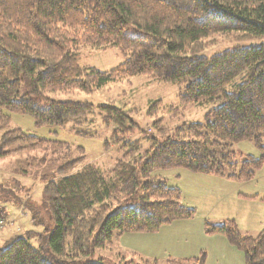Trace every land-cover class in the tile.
I'll list each match as a JSON object with an SVG mask.
<instances>
[{
  "label": "trees",
  "instance_id": "16d2710c",
  "mask_svg": "<svg viewBox=\"0 0 264 264\" xmlns=\"http://www.w3.org/2000/svg\"><path fill=\"white\" fill-rule=\"evenodd\" d=\"M215 34L263 38L264 0H0V130L10 127L8 112L32 117L36 127L94 137V107L49 94L94 92L137 75L184 86V105L219 101L203 124L177 127L144 150L125 141L112 169L71 160L63 141L6 130L0 159L40 152L56 165L43 177L38 247L29 243L34 233H27L0 249V264H158L123 255L113 263L96 251L110 249L114 236L153 234L194 217L159 172L182 168L221 177L227 167L228 179L254 178L264 165V43L200 56L210 43L205 38ZM84 47L118 49L125 60L108 72L83 66ZM98 113L118 133L133 130L126 126L135 125L130 112L99 106ZM241 141L253 142L260 155L234 174L230 147ZM204 228L242 252L243 264H264V229L253 238L233 220ZM194 260L203 264L204 254Z\"/></svg>",
  "mask_w": 264,
  "mask_h": 264
},
{
  "label": "rangeland",
  "instance_id": "374dc122",
  "mask_svg": "<svg viewBox=\"0 0 264 264\" xmlns=\"http://www.w3.org/2000/svg\"><path fill=\"white\" fill-rule=\"evenodd\" d=\"M205 41L210 43L200 56L212 57L227 50L260 45L264 43V37L237 39L234 36L215 34L205 38ZM124 60L125 57L118 49L106 51L90 47L81 49V64L102 72L115 69ZM183 93L182 85L170 84L142 75L132 76L108 83L94 92L74 91L67 94H49V97L56 101L79 102L94 107L96 121L90 127L96 135L94 137L76 135L68 128L36 127L32 117L8 112L5 114L10 116L11 121L10 127L6 130L19 128L28 135L63 141L70 147L71 160L81 158L80 165L95 163L103 169H112L115 162L121 160L126 151V148L122 147L125 141H137L140 150H144L150 146L153 138L160 139L162 134L165 136L177 127L203 124L209 112L219 104V101H212L198 105H184L181 101ZM99 106H113L130 112L131 120L135 125L131 126L127 123L126 126L133 127V130L122 134L116 131L115 124L110 121L105 124L104 118L98 113ZM6 130H0V136ZM262 141L264 146V135ZM230 151L234 154V163H236L234 174L238 173L241 163L248 157L257 158L260 155L259 149L251 141L234 143ZM44 156L46 161L41 163L40 159ZM55 165L48 160L47 153L40 152L33 154L30 158L0 159V219H2L0 249L7 247L17 238H26L27 233H34L29 243L33 247H38L37 236L44 230L39 223L45 210V199L41 190L43 177L51 173ZM224 173L226 176L220 177L192 173L182 168L159 172L166 179L168 188L179 189L183 205L195 211L192 219L182 221L193 222L197 219L196 222H203V236L195 242V251L190 253L189 257L181 259L171 256L164 258L146 256L139 249L136 251L131 249L129 243L123 239L136 234H125L118 239L114 236L110 249L97 250L96 256L113 263L116 262V255H123L126 259L134 258L137 261L139 258L156 260L158 264H196L194 259H199L203 253V264H226L225 259L220 257L224 255L221 250L213 251L212 257L207 253L209 238L214 235H207L204 225L206 223L221 225L233 220L242 235L255 238L264 229V225L259 229L261 222L264 221V165L248 182L228 179L227 176L232 173L227 167L224 168ZM251 224H255L257 229L250 228ZM167 226L162 227L157 233ZM153 234L138 235L153 237L150 236ZM179 240L184 242L187 238H179ZM215 244H213L214 247ZM171 247L172 243L168 242L166 249L170 250ZM185 260H192V262Z\"/></svg>",
  "mask_w": 264,
  "mask_h": 264
},
{
  "label": "crops",
  "instance_id": "0c3cea01",
  "mask_svg": "<svg viewBox=\"0 0 264 264\" xmlns=\"http://www.w3.org/2000/svg\"><path fill=\"white\" fill-rule=\"evenodd\" d=\"M196 220L193 222H183L182 220L176 221L172 225H169L161 230L160 233L150 235L153 237L136 234L132 237L123 239L129 243L131 249L135 251L136 249H139L140 251H142V254L149 257L164 258L171 256L185 259V257H189L190 253H193L195 251V242L203 236V222H196ZM263 223L264 221L261 222L259 229H261L262 225H264ZM250 228L257 229V226H255V224H251ZM179 238H187V240H184V242H182L179 240ZM209 240L210 241L207 244L208 250L206 249V251L210 257H212L211 253H213V251L216 252V250H221L224 255H221L220 257H223L225 259L226 264L244 263V256L242 252L232 247L225 238L221 236H213L210 237ZM168 242L172 243V247L170 250L166 249ZM213 244H215V247L213 246ZM164 248L166 249L165 251L162 250ZM148 252H150L151 254Z\"/></svg>",
  "mask_w": 264,
  "mask_h": 264
},
{
  "label": "built area",
  "instance_id": "2783aa9c",
  "mask_svg": "<svg viewBox=\"0 0 264 264\" xmlns=\"http://www.w3.org/2000/svg\"><path fill=\"white\" fill-rule=\"evenodd\" d=\"M0 223H2V219H0Z\"/></svg>",
  "mask_w": 264,
  "mask_h": 264
}]
</instances>
